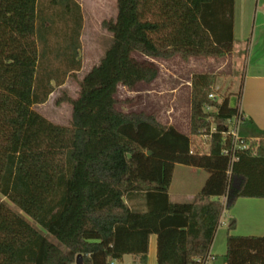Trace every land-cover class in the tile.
Returning <instances> with one entry per match:
<instances>
[{"label":"trees","instance_id":"1","mask_svg":"<svg viewBox=\"0 0 264 264\" xmlns=\"http://www.w3.org/2000/svg\"><path fill=\"white\" fill-rule=\"evenodd\" d=\"M116 3V19L102 25L112 36L104 57L80 82L76 99L58 101L72 107L65 127L33 107L81 69L80 6L73 0H0V151L7 154L1 196L33 198L23 170L26 155L63 153L65 160L32 223L20 218L24 241L0 264H77L78 256L82 264H112L126 256L147 264L152 236L157 264H199L209 257L224 211L239 199H264V131L240 110L243 87L219 95L218 74H194L189 136L156 113L116 108L119 87L132 91L158 78L151 60L230 55L235 1ZM238 117L243 151L230 137ZM176 165L209 175L191 202L170 200ZM235 226L229 220L224 264H264V237L235 235Z\"/></svg>","mask_w":264,"mask_h":264},{"label":"rangeland","instance_id":"2","mask_svg":"<svg viewBox=\"0 0 264 264\" xmlns=\"http://www.w3.org/2000/svg\"><path fill=\"white\" fill-rule=\"evenodd\" d=\"M80 6L82 16V28L80 31V50L79 59L81 69L79 72L71 73L63 77V85L54 84V92L50 95L48 101L43 105H36L33 109L43 117L59 126H69L72 116V107L67 103L58 105V101L65 97L76 99L80 90V82L97 66L112 42V36L103 28V22L115 20L117 17L116 0H73ZM55 10L50 12V16ZM57 11V10H56ZM55 15L59 17L60 12ZM57 34H60V28ZM233 54L228 58L219 61L220 65L207 64L204 69L215 74L220 71L219 80L216 88L219 95H234L240 91L243 86L244 75L250 61L248 55V42H235ZM135 58L144 61L145 58L140 54H135ZM170 66H160L163 73L161 79L170 87H179L180 90H191V79L196 65L186 67L184 63L178 61ZM159 67V65H157ZM159 67V69H160ZM168 69V70H167ZM169 70L174 72L169 73ZM160 71V70H159ZM149 85L140 83L134 90L119 87L116 99L118 103L116 108L124 113L131 112H151L154 108L152 103V94L149 92ZM243 89V88H242ZM170 95V91L165 93ZM172 102L166 99L165 107L162 108V115L167 116L171 112ZM186 112V108L182 112ZM186 123V119L184 121ZM47 153H54V150H42ZM40 152V151H36ZM7 154L0 151V183L6 162ZM25 177L30 181L34 196L32 199H23L18 196L9 195L2 197L0 194V262L7 261L11 252L17 248L18 244L24 241L23 229L21 228L20 218L29 223L39 208L51 196L56 177L64 172L65 160L63 153L39 154L32 153L25 156L24 165ZM206 174V173H204ZM178 180V177H177ZM179 181V180H178ZM239 208V207H238ZM237 211L243 213L242 207ZM244 214V213H243ZM245 220L243 222L244 226ZM117 264H133V257L126 256L125 262ZM212 264H223V261L213 262Z\"/></svg>","mask_w":264,"mask_h":264},{"label":"crops","instance_id":"3","mask_svg":"<svg viewBox=\"0 0 264 264\" xmlns=\"http://www.w3.org/2000/svg\"><path fill=\"white\" fill-rule=\"evenodd\" d=\"M234 38L235 42H248V55L250 61L244 75L243 90L240 100V110L245 117L252 119L254 125L264 131V0H234ZM236 45V44H235ZM234 50V49H233ZM233 54V52L231 53ZM230 54V55H231ZM226 56L225 58H228ZM145 58V57H144ZM146 59V58H145ZM151 60V59H149ZM221 59L214 58H191L185 62L179 57L172 60H151L160 66H170L178 61L187 67L196 65L194 73H212L204 69L207 64L218 67ZM158 78L149 84V92L152 94L154 108L149 114L156 113L158 120L165 125L175 126L181 133L190 135V115H191V90H180L179 87L166 85L161 79L163 71L160 67ZM168 70V69H167ZM220 71L215 74H219ZM170 74H173L169 70ZM125 88V87H124ZM191 88V86H190ZM170 91V95L165 93ZM166 99L172 102L171 112L167 116L162 115V108L165 107ZM181 114V109H185ZM186 119V123H184ZM206 173V174H204ZM208 173L204 170L176 165L173 180L169 188L170 200L174 203L191 202L205 184ZM178 177V180H177ZM225 201V200H224ZM242 207L243 213L237 211ZM236 223L233 234L238 236L264 237V199H239L233 209L223 213L221 223L216 231L213 243L209 252V261H223L227 254V238L229 220ZM245 223V226L243 222ZM126 257L122 261L125 262ZM138 263L133 257V264ZM147 264H157V237L152 236L149 244V254Z\"/></svg>","mask_w":264,"mask_h":264},{"label":"built area","instance_id":"4","mask_svg":"<svg viewBox=\"0 0 264 264\" xmlns=\"http://www.w3.org/2000/svg\"><path fill=\"white\" fill-rule=\"evenodd\" d=\"M210 98H214L213 95L210 96ZM241 124V118H237L234 121L233 129L230 133V137L232 138L233 148L239 149V150H245L247 148V145L245 143V140L242 139V137L239 135V127ZM210 257L206 258L203 262L201 261L199 264H207ZM112 264H117V261L112 262Z\"/></svg>","mask_w":264,"mask_h":264},{"label":"water","instance_id":"5","mask_svg":"<svg viewBox=\"0 0 264 264\" xmlns=\"http://www.w3.org/2000/svg\"><path fill=\"white\" fill-rule=\"evenodd\" d=\"M236 106H237V98L233 96V97H231V100H230V108L235 109ZM77 264H82L81 256H78Z\"/></svg>","mask_w":264,"mask_h":264}]
</instances>
